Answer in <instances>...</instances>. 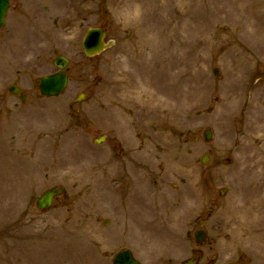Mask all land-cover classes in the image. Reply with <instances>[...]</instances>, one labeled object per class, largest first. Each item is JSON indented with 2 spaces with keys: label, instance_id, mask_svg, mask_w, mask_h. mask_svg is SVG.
Instances as JSON below:
<instances>
[{
  "label": "rangeland",
  "instance_id": "obj_1",
  "mask_svg": "<svg viewBox=\"0 0 264 264\" xmlns=\"http://www.w3.org/2000/svg\"><path fill=\"white\" fill-rule=\"evenodd\" d=\"M90 28L115 42L93 59ZM58 56L69 85L45 97ZM203 221L199 264H264V0H11L0 264H184Z\"/></svg>",
  "mask_w": 264,
  "mask_h": 264
},
{
  "label": "water",
  "instance_id": "obj_2",
  "mask_svg": "<svg viewBox=\"0 0 264 264\" xmlns=\"http://www.w3.org/2000/svg\"><path fill=\"white\" fill-rule=\"evenodd\" d=\"M10 6L9 0H0V28L5 26V20L7 17L8 9ZM106 32L100 28H93L87 31L85 39L83 41V48L87 56L95 57L101 54L106 48L111 47L114 43L110 41L105 44L104 39ZM69 61L63 57H58L54 64L61 70H64ZM218 74V71L215 70ZM68 76L63 71L55 73L53 75L46 76L41 80L37 81L40 86L41 93L44 96L54 97L60 95L68 86ZM12 93H18L19 90L16 86L10 88ZM24 98V96L22 97ZM206 137L208 140L212 139L211 130L206 131ZM99 141L98 143H100ZM206 161V159H204ZM64 193L62 189H50L46 191L40 199L37 201V207L40 210H46L52 207L54 199ZM205 234L203 232L197 233L198 241L202 242L205 240ZM114 264H140L134 257L131 251L125 250L117 254L114 259ZM235 264V263H231Z\"/></svg>",
  "mask_w": 264,
  "mask_h": 264
},
{
  "label": "flooded vegetation",
  "instance_id": "obj_3",
  "mask_svg": "<svg viewBox=\"0 0 264 264\" xmlns=\"http://www.w3.org/2000/svg\"><path fill=\"white\" fill-rule=\"evenodd\" d=\"M142 211H144L145 213H146V211L147 212H153V210L145 204L142 205ZM201 224H202V222H201ZM198 245H199V248L197 250L194 248V251H193L194 253L192 254V256L188 260H186V262L184 264H199L200 263L201 254H202L200 248L207 247L209 244H207L206 246H201L200 244H198ZM133 253H134L135 257L141 262V264H144V263L150 264L152 258H148L147 261L144 262V260L141 257H137V255L134 251H133Z\"/></svg>",
  "mask_w": 264,
  "mask_h": 264
}]
</instances>
